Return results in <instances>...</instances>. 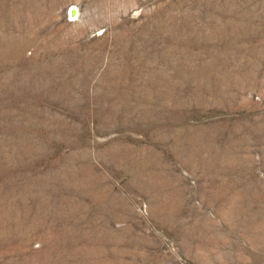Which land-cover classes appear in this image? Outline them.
Listing matches in <instances>:
<instances>
[{
	"label": "rangeland",
	"instance_id": "1",
	"mask_svg": "<svg viewBox=\"0 0 264 264\" xmlns=\"http://www.w3.org/2000/svg\"><path fill=\"white\" fill-rule=\"evenodd\" d=\"M0 264H264V0H0Z\"/></svg>",
	"mask_w": 264,
	"mask_h": 264
}]
</instances>
